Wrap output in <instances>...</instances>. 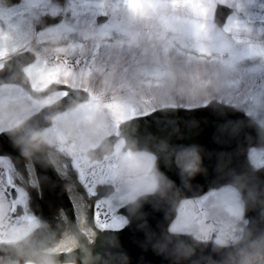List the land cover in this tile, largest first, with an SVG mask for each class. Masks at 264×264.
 <instances>
[{
  "label": "snow or ice",
  "instance_id": "6c2138e0",
  "mask_svg": "<svg viewBox=\"0 0 264 264\" xmlns=\"http://www.w3.org/2000/svg\"><path fill=\"white\" fill-rule=\"evenodd\" d=\"M20 2L12 0L13 4ZM70 2L49 0L51 5L61 10ZM123 2L133 12L143 7V0ZM232 11L227 4L217 3L213 19L218 17L223 26ZM63 19L61 12L43 13L42 23L35 25V51L32 47H24L15 54L5 52L0 55V165H6L0 167V255H14L13 246L16 244H26L31 249L34 244L43 243L41 220L50 219L55 227V220L62 209L71 217L78 218L72 194L78 193L83 197L84 214L90 222L94 221L98 230H105L106 233L114 231L117 235L130 224L129 204L154 196L167 186L169 177L180 181L179 188L183 190L181 197L190 194L181 176L194 166L195 153L182 148L170 151L167 144L159 141L130 147L124 127L132 122L142 123L158 109L182 107L194 110L209 107L212 101L206 98L177 101L167 91L163 94L166 98L160 102L151 94L130 100L124 87L118 91L112 89L101 76L96 64L101 45L94 44L90 51L84 50V41L90 39L87 33L66 29L67 37L55 45L43 38L45 29L54 32L64 29L61 24ZM106 19L107 16L101 14L94 23ZM114 31L117 35L124 34L119 26ZM190 36L196 42L194 48L201 53V57L208 56V62L240 64L243 71L251 64L246 50L238 46L232 49L222 45L214 49L207 47L204 41L215 39L213 31L204 35L197 26H193ZM163 39L165 42L160 50L167 57L177 50L176 40L167 34ZM119 43L123 46L126 42ZM128 44L130 46L131 42ZM213 51L214 56L211 55ZM5 56L10 59H5ZM188 59L191 61L193 57ZM104 71L108 69L105 67ZM122 71H128V67L124 66ZM241 73L229 80V85L239 86L237 94L252 87L242 82ZM152 75L153 80L142 83L149 88L153 83L167 87L166 69ZM262 80L264 76L253 84L261 86L260 95L264 96ZM77 94L80 95L79 103L69 104ZM190 95L194 97L195 93L191 92ZM19 101L24 102L23 106L17 103ZM217 102L225 105L233 120L253 115L252 108L238 109L233 99L225 100L221 96ZM244 103L247 104V100ZM256 114L260 115L259 108H256ZM13 122H23L24 138L33 150L31 156L10 134ZM106 142L110 151L103 147ZM260 145L259 139L249 145L242 138L234 153L236 158L232 167L218 178L217 183L222 187L214 188L195 201L176 197L173 192L172 199L177 207L172 213L174 218L167 222V234L190 242L194 237L208 242L209 247H212L214 239L216 244L231 248L239 239L236 233H229L226 240L220 239L230 222L240 225L241 234L248 229L258 236L264 233V222L255 227V210H245L237 183L246 180L255 183L264 198V147ZM158 165L162 171H156ZM45 172L47 179L42 178ZM121 174H127L129 178L123 180ZM69 176L75 184L71 193L65 186ZM121 194L127 195L128 202ZM37 197L53 209L50 217L37 210ZM65 198L69 200L70 209L63 208ZM194 203L198 205L197 208L193 207ZM209 221L212 226L210 231H198ZM68 226L75 228L71 222ZM75 252L77 256L87 255L82 246H77ZM71 253L72 248L64 247L58 252L61 260Z\"/></svg>",
  "mask_w": 264,
  "mask_h": 264
},
{
  "label": "rangeland",
  "instance_id": "374dc122",
  "mask_svg": "<svg viewBox=\"0 0 264 264\" xmlns=\"http://www.w3.org/2000/svg\"><path fill=\"white\" fill-rule=\"evenodd\" d=\"M217 3L227 4L233 9L223 26L213 19ZM45 12H61L64 15L61 21L64 29L60 32L45 29L43 38L55 45L67 37L66 29L87 33L90 39L84 41V50L90 51L94 44L101 45L96 60L101 76L112 89L118 91L124 87L130 100L151 94L160 102L166 98L163 95L166 91L177 101L193 98L212 101L222 96L225 100L233 99L238 109L252 108L253 115L250 117L264 131V123L261 122L264 121V96L260 95L261 86L253 84L264 76V0H143V7L136 12L130 10L123 0H71L63 10L51 5L49 0H21L8 9L0 5V55L5 52L15 54L24 47H32L35 51V25ZM101 14L108 15L109 20L103 24L94 23ZM117 26L124 34H115ZM193 26H197L204 35L213 31L215 39L204 41L207 47L214 49L222 45L232 49L238 46L246 50L251 64L243 71L240 64L208 62V56L201 57V53L194 48L196 42L190 36ZM165 34L175 37L177 49L167 57L160 50L165 42ZM76 39L79 40V36ZM120 41L126 43L121 46ZM128 42H131L130 46ZM211 55L214 56L215 52ZM189 57L193 59L189 61ZM9 58L5 56V59ZM124 66L128 67V71H122ZM105 67L107 72L104 71ZM161 69L168 72L167 87L153 83L149 88L142 83L153 80L152 74ZM239 73L242 82L252 87L237 94L239 86L229 85V80ZM191 92L195 93L194 97L190 95ZM17 103L20 106L24 104L23 101ZM256 108L260 109V115L256 114ZM128 178L127 174H121V179ZM240 194L246 210L241 191ZM121 195L128 202L127 195ZM196 198L190 200L195 201ZM193 207L197 208L198 205L194 203ZM211 227L209 221L198 231H210ZM239 228L240 225L230 222L220 239L226 240L229 233L234 232L240 240L242 234Z\"/></svg>",
  "mask_w": 264,
  "mask_h": 264
},
{
  "label": "water",
  "instance_id": "95a60500",
  "mask_svg": "<svg viewBox=\"0 0 264 264\" xmlns=\"http://www.w3.org/2000/svg\"><path fill=\"white\" fill-rule=\"evenodd\" d=\"M3 1L12 4V0ZM216 19L219 22V18ZM79 100L80 95L77 94L69 103H79ZM227 111L225 105L217 102L194 110L162 108L142 123L132 122L125 126V138L133 148L138 143L159 141L167 144L170 151L173 148L193 151L196 162L181 179H184L190 193L184 197L198 196L213 187L221 186L217 183L218 178L232 167L236 158L234 153L242 138L249 145L259 139L260 146H264V134L257 123L248 117L233 120ZM23 128L22 122L12 128L10 134L31 156L33 150L27 145ZM156 171H162L159 165ZM42 178H48L47 172L42 174ZM179 182L169 177L167 186L158 190L154 196L129 204L130 224L119 235L114 231L106 233L105 230H98L94 221L90 222L97 231L93 243L80 231L77 218L65 212L67 224L71 222L75 226L71 228L67 225L68 229L78 239V246L86 249V256H77L75 248L65 260H61L58 252L48 251L62 237L65 228L59 225L58 219L53 227V221L45 218L41 220L40 229L43 243L34 244L31 249L26 244H16L13 246L14 255H0V264H22L29 260L37 264H264V233L258 236L252 229L246 230L241 241L231 248L213 241L212 247H209L208 242H201L194 237L190 242L167 234V222L174 218L172 213L177 207L172 194L174 192L176 197H181L183 191L179 188ZM237 183L244 196L246 210H255L253 219L258 228L264 222V198L255 183L247 180ZM63 204L64 208H71L67 198ZM36 206L45 217L53 213L47 202L39 197L36 198ZM188 249L190 252L186 253Z\"/></svg>",
  "mask_w": 264,
  "mask_h": 264
},
{
  "label": "bare ground",
  "instance_id": "6f19581e",
  "mask_svg": "<svg viewBox=\"0 0 264 264\" xmlns=\"http://www.w3.org/2000/svg\"><path fill=\"white\" fill-rule=\"evenodd\" d=\"M65 186L69 189L70 193L72 192V189L75 188V184L73 183L70 176L67 178ZM72 200L76 205L75 210L78 216L77 218L78 223L81 229L85 230L83 232L88 238V240H90L89 242L93 243L97 236V232L91 226L89 218L84 214L83 205L85 203V200L83 199V197H80L78 193L72 194ZM63 208H64V204H63ZM57 219L59 225L65 228V232L62 235V237L57 241L55 246L50 247L48 250L52 252H57L60 251L63 247L75 249L79 245V242L77 238L68 229L67 216L66 213L63 211V209L61 210L60 216Z\"/></svg>",
  "mask_w": 264,
  "mask_h": 264
},
{
  "label": "flooded vegetation",
  "instance_id": "af4514ba",
  "mask_svg": "<svg viewBox=\"0 0 264 264\" xmlns=\"http://www.w3.org/2000/svg\"><path fill=\"white\" fill-rule=\"evenodd\" d=\"M24 17L26 18V13H25ZM105 150L109 151L110 150V146H107V148Z\"/></svg>",
  "mask_w": 264,
  "mask_h": 264
}]
</instances>
